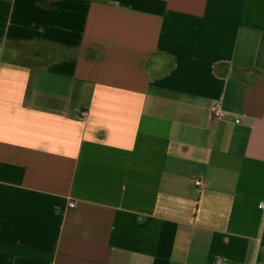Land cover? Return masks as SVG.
Masks as SVG:
<instances>
[{
	"label": "crops",
	"instance_id": "obj_1",
	"mask_svg": "<svg viewBox=\"0 0 264 264\" xmlns=\"http://www.w3.org/2000/svg\"><path fill=\"white\" fill-rule=\"evenodd\" d=\"M261 203L264 0H0V264H264Z\"/></svg>",
	"mask_w": 264,
	"mask_h": 264
},
{
	"label": "built area",
	"instance_id": "obj_2",
	"mask_svg": "<svg viewBox=\"0 0 264 264\" xmlns=\"http://www.w3.org/2000/svg\"><path fill=\"white\" fill-rule=\"evenodd\" d=\"M212 112H213V114H214V117H221V116L223 115V111H222V109L219 107V105H214V106L212 107ZM81 116H82V117H85V116H86V112L82 111V112H81ZM195 184H196V187H197L198 189H200V188L202 187V185H203V179H202V178H197L196 181H195ZM70 206H71V207H74L75 204H74V203H70ZM260 206L264 208V203H261Z\"/></svg>",
	"mask_w": 264,
	"mask_h": 264
}]
</instances>
